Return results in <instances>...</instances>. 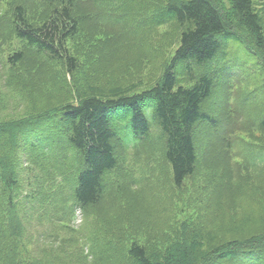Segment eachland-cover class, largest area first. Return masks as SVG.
Returning a JSON list of instances; mask_svg holds the SVG:
<instances>
[{
	"label": "rangeland",
	"instance_id": "rangeland-1",
	"mask_svg": "<svg viewBox=\"0 0 264 264\" xmlns=\"http://www.w3.org/2000/svg\"><path fill=\"white\" fill-rule=\"evenodd\" d=\"M14 1H0V127L8 125L6 128L10 131L0 140V148L9 152L12 144L19 141L24 148L26 135L40 137L43 128L49 127L56 118L53 113L58 105L54 104L60 95L79 86L87 92L85 81L107 94L119 88L120 91H141L143 84L170 64L180 42L181 27L173 19L163 15V21L154 25L147 17L151 12L157 18L158 13L129 3L122 9L135 6L136 20L146 25L137 44L129 39L125 41L128 37L122 26L117 28L104 21L95 27L84 22L68 46L80 62L74 76L64 62L48 61L34 54L11 64L10 55L23 46L13 37L12 22L8 25L10 16L5 15ZM149 1L161 7L167 2ZM255 4L264 12V0H255ZM125 11L112 16L106 14L105 18L124 19ZM30 13L33 20L48 16L47 10L36 7ZM127 27L131 29V23L126 21ZM225 39L226 54L209 63L201 73L197 70L194 73L196 77L210 73L217 79L214 94L206 104L217 126L196 128L198 152L203 150L198 154L194 174L186 179L183 187L174 186L171 167L158 150L148 156L145 151L130 149L125 158L126 168L128 172L138 171V180L129 183L125 173L118 179L116 171L107 183L114 181L115 184L119 180L121 189H108L110 193L87 215L77 209L74 214L66 212L64 222L57 221L61 212H57L54 203L66 192L62 185H53V190H48L51 192L46 195L52 203L47 208V217L26 221L21 243L13 245L21 251V257L28 253L30 264H127L125 250L135 240L147 244L154 258L162 256L165 247L181 248L186 242H191L195 250L199 246L201 251H206L251 236L264 241V172L253 171L250 166L253 158L258 160L261 151L264 152V130L259 126L264 120V55L244 42L249 40L248 34L236 32ZM228 58L231 60L224 62ZM187 66L188 63L178 64V72H188ZM187 72L179 75V82L189 86L195 80ZM229 82L233 84L230 92ZM228 99L234 102L236 111L228 110ZM146 112L150 118V109ZM16 124L21 128H12ZM152 127L153 131L160 130L156 123ZM24 128L28 131H22ZM226 130L230 132L229 141L225 138ZM19 131L24 133L21 139ZM51 132L57 136V132ZM230 143L233 148L229 147ZM23 148L18 152L21 161L25 157ZM133 152L136 153L132 155ZM23 182L27 180L24 178ZM0 253L3 259L0 264L20 259L19 255L10 258L11 254L2 249Z\"/></svg>",
	"mask_w": 264,
	"mask_h": 264
},
{
	"label": "trees",
	"instance_id": "trees-1",
	"mask_svg": "<svg viewBox=\"0 0 264 264\" xmlns=\"http://www.w3.org/2000/svg\"><path fill=\"white\" fill-rule=\"evenodd\" d=\"M165 1L161 7L150 4L149 0H15L6 10L5 15L10 16L8 25L12 22L13 37L23 45L10 55L11 64L22 61L25 55L34 54L48 61L64 62L73 76L80 62L68 46L84 22L95 27L103 25L104 21L117 28L122 26L128 37L125 41L129 39L137 44L146 25L136 20L135 6L122 9V6L135 3L159 14L153 18L149 12L147 18L152 24H160L168 17L181 27L180 42L172 61L149 83L137 84L143 87L141 91H120L119 88L107 94L85 81L88 93L79 86L65 92L66 95H60L57 104L53 103L58 105L53 113L56 118L49 127L43 128L40 137L26 135L24 148L19 141V144H12L10 152L0 148V250L11 254L12 259L20 256L19 260L8 264H30L31 256L27 253L21 257V251L13 245L21 243L26 221L29 223L32 219L47 217V208L52 203L46 195L53 190V185L58 184L59 177L66 193L54 204L57 212L64 214L56 220L64 222L67 220L66 212L71 214L80 208L87 215L110 193L108 189L115 191L120 188L119 180L115 184L114 181L107 183L116 171L118 179L125 173L129 183L138 180L139 172H128L126 168L125 158L130 149L145 151L148 156L158 150L171 167L175 187H183L186 179L194 174L198 154L203 150L201 148L198 152L196 128L217 126L215 117L206 109L217 79L210 73L197 77L194 73L196 70L201 73L209 63L222 58L227 49L225 38L236 32L248 34L249 40L244 42L264 55V12L255 7V0ZM33 7L47 10L48 16L33 20L29 14ZM121 10H126L122 13L124 19L105 18L106 14L112 16ZM126 21L131 23V29L126 28ZM227 60L231 59L224 62ZM181 63H188V72H178V64ZM186 72L195 80L192 85L179 82V75ZM232 86L229 82L228 92ZM226 106L230 111V99ZM148 108L150 118L146 112ZM226 120L229 130H232L229 118ZM154 123L159 131H153ZM259 126L264 130V120ZM6 127L8 125L0 127L3 130L0 140L9 135ZM12 128L21 126L16 124ZM229 130H226L227 141L230 140ZM22 131L18 133L20 139L24 136ZM51 131L57 132V136ZM156 142L160 145L158 148ZM233 146L229 144V147ZM21 148L25 150L22 161L18 157ZM261 153L258 160L253 158L250 166L253 171L261 169L263 173L264 152ZM133 176L137 178L133 179ZM26 186L27 191L23 193ZM58 201L61 206L56 205ZM255 237L231 240L206 251H201L199 246L195 250L191 242H186L181 248L165 247L159 258L153 257L147 244L135 240L126 247L124 259L127 264H264V241Z\"/></svg>",
	"mask_w": 264,
	"mask_h": 264
}]
</instances>
